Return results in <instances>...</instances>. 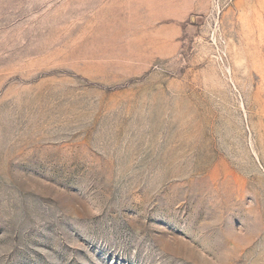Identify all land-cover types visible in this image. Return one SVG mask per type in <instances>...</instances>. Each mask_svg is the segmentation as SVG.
<instances>
[{
  "label": "rangeland",
  "instance_id": "obj_1",
  "mask_svg": "<svg viewBox=\"0 0 264 264\" xmlns=\"http://www.w3.org/2000/svg\"><path fill=\"white\" fill-rule=\"evenodd\" d=\"M0 264H264V0H0Z\"/></svg>",
  "mask_w": 264,
  "mask_h": 264
}]
</instances>
